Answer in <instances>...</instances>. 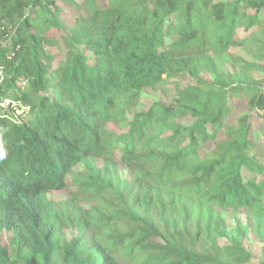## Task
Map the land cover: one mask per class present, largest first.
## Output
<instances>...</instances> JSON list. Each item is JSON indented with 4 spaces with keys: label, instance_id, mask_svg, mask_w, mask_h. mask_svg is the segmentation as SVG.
Returning <instances> with one entry per match:
<instances>
[{
    "label": "trees",
    "instance_id": "trees-1",
    "mask_svg": "<svg viewBox=\"0 0 264 264\" xmlns=\"http://www.w3.org/2000/svg\"><path fill=\"white\" fill-rule=\"evenodd\" d=\"M0 40V264H264V0H0Z\"/></svg>",
    "mask_w": 264,
    "mask_h": 264
},
{
    "label": "rangeland",
    "instance_id": "rangeland-1",
    "mask_svg": "<svg viewBox=\"0 0 264 264\" xmlns=\"http://www.w3.org/2000/svg\"><path fill=\"white\" fill-rule=\"evenodd\" d=\"M71 20V18H69ZM9 97L14 98L15 94L14 92L11 90L9 91ZM156 98H161V99H167L165 95H162L161 92L159 91H148V92H143L142 96H141V100H140V105L141 106H146L148 103H150L153 99ZM251 119L253 122V125L256 127V134L260 135V130L262 131V128L259 125V119H256V117H254V113L251 114ZM260 129V130H259ZM79 168H81V165L79 166ZM126 172H122V175H125ZM69 188H74L72 186H70ZM67 192L66 191H62V192H51L49 193L47 196H49L51 199L54 200H62L65 199L67 197ZM229 223H232L231 221H229ZM0 236H1V240L5 241L8 239V233L5 231H0ZM244 246L247 249H250L253 251V257L252 260L248 263V264H257L258 262V258H259V249H260V243L257 240L254 239H249V240H245L244 241Z\"/></svg>",
    "mask_w": 264,
    "mask_h": 264
},
{
    "label": "built area",
    "instance_id": "built-area-1",
    "mask_svg": "<svg viewBox=\"0 0 264 264\" xmlns=\"http://www.w3.org/2000/svg\"><path fill=\"white\" fill-rule=\"evenodd\" d=\"M2 42V40H0ZM5 68L4 64L0 62V88L5 83ZM20 86H25V81H21ZM30 112V105L24 103L22 100L11 98L9 96H0V116L9 118L12 121H23Z\"/></svg>",
    "mask_w": 264,
    "mask_h": 264
}]
</instances>
